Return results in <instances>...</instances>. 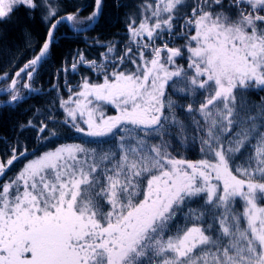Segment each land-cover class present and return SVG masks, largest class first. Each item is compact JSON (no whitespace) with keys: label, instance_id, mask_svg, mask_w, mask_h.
Segmentation results:
<instances>
[{"label":"snow or ice","instance_id":"6c2138e0","mask_svg":"<svg viewBox=\"0 0 264 264\" xmlns=\"http://www.w3.org/2000/svg\"><path fill=\"white\" fill-rule=\"evenodd\" d=\"M3 55L0 264H264V0H0Z\"/></svg>","mask_w":264,"mask_h":264},{"label":"trees","instance_id":"16d2710c","mask_svg":"<svg viewBox=\"0 0 264 264\" xmlns=\"http://www.w3.org/2000/svg\"><path fill=\"white\" fill-rule=\"evenodd\" d=\"M75 2H79V0H75ZM87 11L84 12L83 15H87ZM122 25L116 24L115 26H112L111 24H105L101 29H98L97 31L102 32L103 36L105 37H112L115 36V34L121 29ZM67 29L62 28L61 32L66 31ZM34 31L37 33H42L41 26L37 23L34 26ZM90 35H95L96 33H89ZM117 39H119L118 36H116ZM8 43L9 45H15V44H21L22 38L19 34L18 28H11L9 32L8 37ZM75 47L84 48L85 45L80 41H68V40H61L59 45L55 49V65H45L44 68L41 69V77H40V83H43L45 86L48 85L51 73L54 66H58L60 62V57L63 55H67L71 52V50ZM90 54L95 56L96 50L90 49ZM9 57L7 55L0 56V71H7V62ZM43 95V94H42ZM0 99H5V97H0ZM29 104H35L36 106H42L41 101L39 99L28 101L27 103H23L20 105L19 108H17L15 111H11L8 108H0V131L8 132L9 126L13 123H15L17 120L23 121L28 119L29 116H31V113L25 114L23 112V109H26ZM2 147V146H0Z\"/></svg>","mask_w":264,"mask_h":264}]
</instances>
